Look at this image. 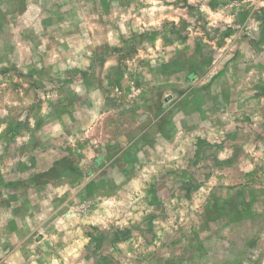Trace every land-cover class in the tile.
<instances>
[{"label": "rangeland", "instance_id": "1", "mask_svg": "<svg viewBox=\"0 0 264 264\" xmlns=\"http://www.w3.org/2000/svg\"><path fill=\"white\" fill-rule=\"evenodd\" d=\"M205 248L264 264V0H0V264Z\"/></svg>", "mask_w": 264, "mask_h": 264}, {"label": "crops", "instance_id": "2", "mask_svg": "<svg viewBox=\"0 0 264 264\" xmlns=\"http://www.w3.org/2000/svg\"><path fill=\"white\" fill-rule=\"evenodd\" d=\"M208 250H209L208 248H205V254L203 253L204 258L200 262H195L193 264H205V263L215 264L210 256L207 257ZM206 257H207V259H206ZM216 264H218V263L216 262Z\"/></svg>", "mask_w": 264, "mask_h": 264}]
</instances>
